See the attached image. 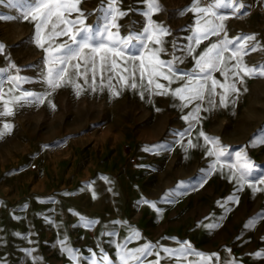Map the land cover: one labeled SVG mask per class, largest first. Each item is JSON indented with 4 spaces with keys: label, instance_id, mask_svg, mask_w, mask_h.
I'll list each match as a JSON object with an SVG mask.
<instances>
[{
    "label": "rangeland",
    "instance_id": "rangeland-1",
    "mask_svg": "<svg viewBox=\"0 0 264 264\" xmlns=\"http://www.w3.org/2000/svg\"><path fill=\"white\" fill-rule=\"evenodd\" d=\"M111 2L81 0V27L103 32L107 23L119 39H131L136 48L124 47L133 53L140 48L136 38L151 34L150 23L167 30L144 41V86L133 89L119 79L131 81L122 71L132 66L124 65L127 56L117 58L121 67L104 72L102 86L97 57L96 91L89 72L88 83L83 77L76 81L79 95L75 87L63 86L43 104L20 106L14 98L25 91H49L48 69L55 65L45 49L68 37L49 40L50 26L41 29V48L37 22L24 18L32 0H0V111L5 101L13 110L0 117V128L3 122L12 125L0 138V264H124L122 256L128 264H264V77H245L244 85H237L239 98L227 107L220 106L224 92L219 86L214 106L207 98L188 103L172 92L198 72L197 55L222 38L193 42L206 20L223 24L229 38L255 35L249 47L256 51L243 60L248 66L264 65V0H239L240 12L217 9L225 16L222 21L196 13L195 0H156L154 11L151 0H116L113 7L123 13L116 17L117 27L105 19ZM211 2L201 0V6ZM77 16L73 11L68 18ZM157 60L171 61L174 70L188 75L173 77L171 84L153 76L154 84L147 86V70ZM134 63L140 85V61ZM157 71L171 75L167 67ZM13 76L22 78L15 87L5 79ZM213 76L227 88L220 71ZM155 82L165 87L157 89ZM197 104L196 118L185 119ZM201 132L219 143H207ZM220 149L227 155L219 156ZM245 161L252 169L240 180L238 167L230 165ZM146 244L153 246L151 254L133 259L131 250ZM185 245L192 250L186 256L164 251Z\"/></svg>",
    "mask_w": 264,
    "mask_h": 264
},
{
    "label": "snow or ice",
    "instance_id": "snow-or-ice-1",
    "mask_svg": "<svg viewBox=\"0 0 264 264\" xmlns=\"http://www.w3.org/2000/svg\"><path fill=\"white\" fill-rule=\"evenodd\" d=\"M116 0H112L109 5V10L105 14L106 21L110 18L111 27H117L115 21L118 15H123L118 9L114 8ZM81 3V0H32V5L29 7L24 14L25 19H30L31 21H36V29H37V44L43 48L44 43L41 40L40 32L41 29H47L50 26L51 35H49V40H53L55 38L61 36H67L68 40L63 41L55 47H49L45 49V51L50 53L49 63L51 65H55V67H49L48 76L46 83L49 86V91L45 94H35L30 91H25L21 96H16L15 102L16 104L22 106V104H43L48 95L52 94V91L61 88L63 86H73L77 89V95L81 90V85L76 81L79 78L83 77L84 82L88 83V74L91 72L92 74V85L91 90L96 91L94 85L96 84V74H97V57L99 58V73H100V83L103 86L104 83V72L107 71L109 73L113 72L115 69L121 67V65L117 64V58H124L127 56V59L123 60L124 65L132 64L131 67H123L122 71L128 72L131 77V81L127 77L123 75H119V79L123 82L125 86L131 87L133 89L138 86L143 87L144 77H145V65L141 57V50L146 48L145 40H152L153 36L156 33L160 35H166L167 30L149 24V29L147 31L151 32L150 35L146 37H138L136 38L140 48L136 49V52L133 53L131 48H136V45L132 44L131 39H119L118 33H112L108 30V25L106 23L104 31L101 32L99 30L93 31L92 28L85 25L84 13L79 9L78 5ZM159 5L156 3V0H151L149 4L150 10H157ZM243 4L239 2V0H212L211 3H205L201 6V0H195L194 11L198 14H202V16H213L218 20L225 19L224 15L219 14L217 9L231 8L233 12H240L243 8ZM75 11L78 13V16L75 19H69L71 13ZM0 19H4V17H0ZM206 27L203 32H200V29H197V34L193 36V42L196 45H199L202 39H207L209 36H221L215 43H211L210 46L207 47L205 51L198 54L196 57V64L198 68V72L193 73L190 79L181 87L172 90L173 94L179 96L181 100H186L188 103H191L193 100L198 101H207L210 105H215V101L212 99L216 93V88L219 86L224 94L220 95V106L227 107L229 103H235V100L239 98L241 93V87L237 85L243 86L245 83V77L254 78V77H264V65H256V66H248L244 63L243 57L248 54V52L256 51V47L253 45L249 47V42L255 40V35H244L238 36L235 38H229L227 36V31L224 28L223 24L215 25L211 20H206ZM63 26V27H61ZM155 43L161 44L162 41L159 39L155 40ZM131 45V48L128 51L125 50L124 46ZM3 45L0 44V51L3 50ZM157 51H163L162 48L157 49ZM54 53V55H53ZM88 53V54H86ZM228 53L226 56L225 54ZM140 61V71H139V79L142 82L140 85L136 82L137 77V68L135 65V61ZM235 61V63H233ZM75 62V63H73ZM69 67L73 69V73H69ZM157 67L164 68L167 67L166 74L162 71H157ZM84 71H81V69ZM215 71H220L221 74L225 77V82L227 83V88H225V83L219 82L214 76L213 73ZM162 76L164 80H167L169 84L172 83L173 77L183 78L188 75L187 73H181L179 70H174L172 67V62L157 60V66L152 67L147 70V86H151L154 84L153 76ZM229 77H231L229 79ZM112 76L108 77L109 84L108 86L111 88L112 84ZM13 86H17V83L22 79L20 77H6ZM193 81L195 84L193 85ZM208 81H211V86L209 87ZM155 87L157 89H163L165 86L155 82ZM145 90L151 92V87H147ZM246 87H243V91H247ZM13 91L12 88H9V93ZM190 92L192 95L185 96L183 93ZM2 92V90H0ZM120 93L113 88V95H119ZM141 97L143 98L144 93L141 92ZM158 95L165 94L164 92H157ZM229 95L233 96V99L229 101L227 97ZM4 99V94H0V100ZM8 101L4 102L3 111H0V117H7L13 115V110L8 107ZM55 107L54 105H52ZM187 107V104H185ZM201 110V105L197 104L195 111L190 113L189 116H186L185 119H195L197 113ZM12 129V125L3 122L2 128H0V138H2L6 133L10 132ZM201 136L204 137L207 143H211L213 145H217L219 141L215 138H210L206 136L203 132L200 133ZM189 146L194 147L189 141ZM214 152L212 150L208 151V155H213ZM219 156L227 155V153L220 149ZM240 154L237 153V156ZM240 171V180H245L246 177L250 174L252 165L250 162L245 161L243 164L238 166ZM264 182V181H262ZM146 203H148L146 201ZM155 207L154 204L151 205ZM212 227V225H209ZM134 235L138 236V233ZM128 239H132L129 237ZM152 245L146 244L141 248L131 250L132 258L139 261L142 256L151 254ZM165 252H168L170 256H180V255H188L191 254V246L185 245L179 250H169L164 249ZM138 253L139 255H136ZM159 255V253H156ZM202 260L203 259H211V257H204L202 253H196ZM106 259V257H105ZM121 260L124 264H128L126 258L124 256L121 257ZM158 264V262H157Z\"/></svg>",
    "mask_w": 264,
    "mask_h": 264
}]
</instances>
